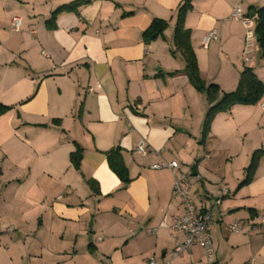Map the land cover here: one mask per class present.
Wrapping results in <instances>:
<instances>
[{"label":"crops","instance_id":"crops-1","mask_svg":"<svg viewBox=\"0 0 264 264\" xmlns=\"http://www.w3.org/2000/svg\"><path fill=\"white\" fill-rule=\"evenodd\" d=\"M76 1L85 3L47 23ZM184 1L0 0V103L10 108L0 116V264L163 261L173 238L161 223L184 210L171 172L151 169L162 161L196 175L191 196L200 211L208 198L221 200L207 228L214 264H264V157L236 190L264 148V96L216 113L204 136L210 104L182 73L174 45ZM237 5L250 16L264 0H191L184 19L201 79L221 93L236 90L245 67L264 84L258 42L246 63L244 29L229 19ZM155 19L167 27L146 43ZM211 30L218 37L205 48ZM140 139L152 150L145 156L135 152ZM115 148L126 185L107 163ZM234 223L241 232L227 230ZM172 264H205L203 251L194 247Z\"/></svg>","mask_w":264,"mask_h":264},{"label":"trees","instance_id":"trees-1","mask_svg":"<svg viewBox=\"0 0 264 264\" xmlns=\"http://www.w3.org/2000/svg\"><path fill=\"white\" fill-rule=\"evenodd\" d=\"M85 2L76 1L69 5L58 8L52 15L49 21L52 23L57 14L62 11H70L83 5ZM191 10V0H185L177 11V22L174 30V45L181 53L185 61V67L182 73L186 75L189 83L196 91L204 93L210 104L209 110L204 122V136L208 131L209 124L214 115L221 111H227L234 105H252L255 104L262 96H264V84L254 75L253 71L245 67L240 74L238 86L236 90L229 93H221L220 89L215 84H205L200 77L197 59L192 50L190 43V32L184 27V19L186 14ZM253 13V12H252ZM255 13V34L259 37L258 46L260 58L264 59V8L254 11ZM167 23L162 20H153L150 26L144 31L143 39L146 43L154 41L158 36L162 35L166 29ZM178 72H173L170 75L174 76ZM10 108L0 103V116L6 113ZM107 163L110 170L120 179L125 185L130 182L128 169L123 161L121 149L115 148L106 154ZM264 157V148L253 152L248 167L244 170V179L239 183L236 190L248 185L254 177L259 160ZM82 159V149L77 146L76 150L70 154V162L75 168L79 167Z\"/></svg>","mask_w":264,"mask_h":264},{"label":"built area","instance_id":"built-area-1","mask_svg":"<svg viewBox=\"0 0 264 264\" xmlns=\"http://www.w3.org/2000/svg\"><path fill=\"white\" fill-rule=\"evenodd\" d=\"M229 19L240 23L244 29V48L242 55L244 61L250 63L254 51L258 50L256 47L255 21L249 15L243 13L240 5L232 9ZM20 24V19L14 18L12 20L14 30H19ZM217 37L218 33L216 30L207 32L202 38V46L206 48ZM260 107L264 109V99L261 100ZM151 151L145 140L140 139L136 143L135 152L137 154L145 156ZM207 157V155H204V158ZM151 169L157 171L168 170L171 172L173 175L172 193L181 200L184 212L181 217L172 220L167 225L164 224V221L161 223V226L166 227L171 232L173 238V249L169 252L167 258L163 261L150 259L146 264H172L175 258L182 256L186 252H190L194 247L202 249L205 264H214L215 250L207 228L211 221V210L214 206L220 205L221 200L208 198L209 208L200 211L191 196V191L196 180L194 173L181 171L180 165L176 161H162L153 164ZM221 189L224 193L226 192L225 188L222 187ZM261 223L264 224V218L261 219ZM227 230L232 233H239L242 228L239 223H234L229 225ZM8 231L12 232L13 230L9 228ZM154 231L152 230V232ZM178 233L182 234V239L176 235Z\"/></svg>","mask_w":264,"mask_h":264},{"label":"water","instance_id":"water-1","mask_svg":"<svg viewBox=\"0 0 264 264\" xmlns=\"http://www.w3.org/2000/svg\"><path fill=\"white\" fill-rule=\"evenodd\" d=\"M250 18L255 19V13L254 12L250 14ZM259 40H260L259 37L256 36V41L258 42Z\"/></svg>","mask_w":264,"mask_h":264}]
</instances>
